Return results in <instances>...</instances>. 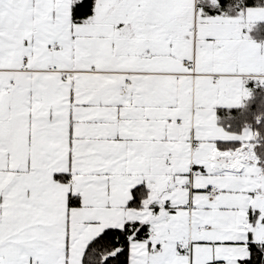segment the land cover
Wrapping results in <instances>:
<instances>
[{
  "label": "snow or ice",
  "instance_id": "6c2138e0",
  "mask_svg": "<svg viewBox=\"0 0 264 264\" xmlns=\"http://www.w3.org/2000/svg\"><path fill=\"white\" fill-rule=\"evenodd\" d=\"M260 21L244 0H0V264H264L259 133L215 111L264 84Z\"/></svg>",
  "mask_w": 264,
  "mask_h": 264
},
{
  "label": "trees",
  "instance_id": "16d2710c",
  "mask_svg": "<svg viewBox=\"0 0 264 264\" xmlns=\"http://www.w3.org/2000/svg\"><path fill=\"white\" fill-rule=\"evenodd\" d=\"M258 2L264 3V0H244L245 4L251 5ZM248 34L258 43H262L264 41V21L258 22ZM215 111L217 124L227 131L238 133L243 128L248 127L253 132L259 133L256 141H254L256 144L254 151L259 157L260 164L264 166V84L259 83L252 95L245 99L240 106H218ZM220 143L235 146L239 141H221Z\"/></svg>",
  "mask_w": 264,
  "mask_h": 264
},
{
  "label": "built area",
  "instance_id": "2783aa9c",
  "mask_svg": "<svg viewBox=\"0 0 264 264\" xmlns=\"http://www.w3.org/2000/svg\"><path fill=\"white\" fill-rule=\"evenodd\" d=\"M244 79L246 80L245 87H247L251 91V94H252L253 91L256 89V87L259 86V83H260L259 79L255 77V74H249L245 76Z\"/></svg>",
  "mask_w": 264,
  "mask_h": 264
},
{
  "label": "rangeland",
  "instance_id": "374dc122",
  "mask_svg": "<svg viewBox=\"0 0 264 264\" xmlns=\"http://www.w3.org/2000/svg\"><path fill=\"white\" fill-rule=\"evenodd\" d=\"M251 95H252V94H251ZM251 95H250V96H251ZM250 96H249V97H250ZM249 97H247V98H249ZM247 98H245V99H247ZM245 99H244V100H245ZM244 100H243V101H244ZM242 103H243V102H242ZM216 107H218V106H216ZM224 107H225V106H224ZM215 110H216V109H215ZM218 126H220V125H218ZM220 127H221V126H220ZM222 128H223V127H222ZM245 129H248V128L245 127V128H243L241 131H239L238 133H235V132H229V131H227L226 129H225V131H227V132H229V133H233V134L239 135L241 132L243 133V132H244L243 130H245ZM248 130H250V129H248Z\"/></svg>",
  "mask_w": 264,
  "mask_h": 264
},
{
  "label": "crops",
  "instance_id": "0c3cea01",
  "mask_svg": "<svg viewBox=\"0 0 264 264\" xmlns=\"http://www.w3.org/2000/svg\"><path fill=\"white\" fill-rule=\"evenodd\" d=\"M246 32H247V30H245ZM262 43H264V41L262 42ZM225 107H227V106H225ZM248 128V127H247ZM248 129H250V128H248ZM243 131H245V130H243ZM250 131H252L251 129H250ZM241 134H243L242 132L239 134V135H241ZM262 165V164H261Z\"/></svg>",
  "mask_w": 264,
  "mask_h": 264
}]
</instances>
